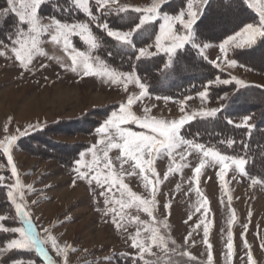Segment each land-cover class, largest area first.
<instances>
[{
	"label": "rangeland",
	"instance_id": "374dc122",
	"mask_svg": "<svg viewBox=\"0 0 264 264\" xmlns=\"http://www.w3.org/2000/svg\"><path fill=\"white\" fill-rule=\"evenodd\" d=\"M51 1L56 2L57 0ZM173 1L182 2L183 8L186 9L187 0H167V3L172 4ZM212 1L214 0L198 4L200 12L196 20V23L200 20L197 24H203L201 31H209L212 36V41L203 43H199L195 38L196 43L200 45V48H203L204 44L209 47L204 48L203 55H201L200 48H193L191 44H187L183 49H178L176 54L187 52L191 62L200 63L202 61L210 64L215 70H219L223 73V78H226L224 80L231 81V86H233L231 93L222 94L214 100L210 99L209 87L219 88L222 85V83H212L207 89L206 98L201 99L199 92L205 91L206 82L203 84V89L191 95L189 93L179 100L168 96L152 95L142 81V76L140 77L135 69L128 67V63L131 66L136 62L134 59L130 62L122 59L121 55L114 53L113 48H110L108 52L101 47L94 53L98 56L101 55L99 53H102V56H106L107 52L108 55L114 53L118 61L122 60L119 63L123 69H130L128 72L134 70L136 76L140 77L147 92L132 106V111L137 116H143L144 110L150 109L149 114L158 119H178L182 115L181 101L187 114L198 113L202 109H221L222 111L236 88L240 90L244 86L255 85L264 89V46L257 54L249 53V50L256 47L264 38H258L257 42L250 47H232L227 53V58L235 60L236 65L231 67L225 63L224 55L219 49V44L227 36L233 35L245 24L251 23V18L254 19L253 23H257V13L248 7L245 0H237L241 4L237 8L215 7L214 9L210 6ZM217 1L226 3L225 1L229 0ZM47 3L50 2L45 4ZM118 3L135 8L146 7L151 0H118ZM63 5L65 6V3ZM6 6V0H0V9ZM92 6L95 10L94 0ZM41 12L42 10H40L42 15ZM121 14H125L124 23L127 20L133 23L134 19L139 16V13L131 10ZM112 16L103 17L101 22H108ZM87 19L85 16V19L80 22H87ZM43 22L48 23V20L44 19ZM14 25V16L10 15L7 18L0 16V52H4V55H0V139H3L5 135V124L8 125V133L14 135H18V129L23 131L29 125L38 126L29 128L27 135L19 136L12 149L19 179L24 185V201L37 233L42 238L50 233L61 246L71 245L75 251L68 252V264H142L137 261V250L131 246L130 240V236L135 234L138 225L125 221V227L118 229L112 223L111 213L104 215V200L108 197L100 196L103 189L94 181L89 185L86 181L78 179L76 171L80 167L77 161L81 160V152L86 153L84 157L86 162L92 159L88 149L97 145V141L101 138L96 133V128L107 119L112 111L118 110L121 103H126L129 95L139 96L141 90L135 83H129L125 89L124 84H112L103 77L84 76L80 70L71 71V61L62 50V45L48 42L43 37L41 47L45 55L34 57L28 69L21 68L11 52L3 46L14 30ZM152 26L153 30H150L151 33L147 34L148 36L146 35L147 44H153L159 21ZM91 27L93 30L97 28L94 23ZM193 31L195 35L194 25ZM204 36L208 37L206 33ZM105 38L107 39V36ZM107 40L110 44V40ZM74 41L78 48L86 50V46L78 38H74ZM149 50L156 51L154 47ZM160 55L166 56L164 60L168 59L167 54L163 52L155 56ZM150 58H142L145 61H140L139 73L148 69L147 66L152 61H148ZM236 58L241 61L249 58L253 65L255 63V68H248L241 61L239 64ZM160 61L161 58L155 57L152 61L154 64L151 63V65H158ZM213 61H216V64H213ZM143 63L146 65H142ZM198 69L197 65L186 68L180 66L177 69L180 71L176 74L179 78L181 77V82L185 83L186 78H194L191 75L196 76ZM185 70L188 75L183 74ZM164 77L162 74L160 79L167 82V78L164 79ZM233 77L242 81L243 85H238L232 79ZM216 78L217 76L213 78L214 81ZM249 89L248 92L253 98L264 99V93L256 87ZM9 117H11L10 123ZM200 118L205 117L197 115L184 127ZM242 119L231 120L235 125L241 123ZM126 127L141 131L134 124ZM103 148L104 145H97L100 155H102ZM176 151L182 153L184 146ZM118 156V149L109 152V157L119 172ZM199 159L200 154L192 152L182 162L186 166L169 172L167 178L164 175L168 172L170 165L167 156H161L154 163L160 180L156 195L158 203L155 206L154 215L157 220L161 221L160 230L169 237L170 241H175L174 246L179 251L186 250L192 257L189 259V257L172 255L174 264H208V246L204 243L203 230L204 225L209 222L211 223L209 224L208 242L212 246V264H229L226 243L228 220L232 218L233 212L235 213V220L232 224L234 250L231 264H248L249 250L253 256V264H264V247H262L264 245V185L260 183L253 185L251 179L241 174L235 167L230 168L224 180L221 181L217 176L218 165L206 166L197 181L193 175V169L198 165ZM176 161L179 162V155H176ZM123 170L125 173L133 171L130 163L124 164ZM0 176L5 177V184L14 182L2 149H0ZM123 179L133 191L146 198L150 197V191L143 186L144 181L138 169L132 175H124ZM222 183L224 188L221 187ZM28 185L31 186V190L28 189ZM197 187L200 189L199 195L196 192ZM7 191L6 186H0V214L15 217V209L7 198ZM201 195L208 201L207 212L204 208H201L199 212L196 211L202 203ZM165 204H169L170 207L165 209ZM127 211L130 215H139L142 221L151 224V218L147 214L135 209ZM165 221L166 228L163 224ZM3 223L7 227L20 226L18 218L7 219ZM45 229L48 230L47 233ZM142 235L147 234L142 233ZM16 236L18 234L0 231V247L5 246ZM245 240L250 248L244 247ZM169 246L173 247L171 244ZM45 248L53 259H61L55 255L49 244H46ZM153 251L159 254L158 249L153 248ZM14 261H20V264H28L29 261L34 264H45L44 258L35 250H10L0 255V264H13Z\"/></svg>",
	"mask_w": 264,
	"mask_h": 264
},
{
	"label": "snow or ice",
	"instance_id": "6c2138e0",
	"mask_svg": "<svg viewBox=\"0 0 264 264\" xmlns=\"http://www.w3.org/2000/svg\"><path fill=\"white\" fill-rule=\"evenodd\" d=\"M46 2H51V0H6L7 6L0 9V16L7 18L11 15L15 17L14 30L8 36L7 42L3 43V46L11 52L21 68L28 69L34 57L45 55L41 47L43 37L48 42L62 45V50L71 61V71L77 72L80 70L84 76L103 77L112 84H124L125 89L129 83H135L141 90L139 96L129 95L126 103H121L118 110L112 111L107 119L96 128V133L101 137L97 141V145H104L101 150L102 155L97 151V145H93L88 149V152L92 155L90 162L85 161L86 153L81 152V160L77 161L80 167L76 169L78 179L86 181L89 185L94 181L103 189L100 196L108 197L104 200V215L111 213L112 223L118 229L125 227V221L138 225L135 234L130 236L131 246L137 250V261L142 262V264H174L171 258L172 255L192 259L188 251H179L174 246L175 241H170L169 237L161 232V221L157 220L154 215L155 206L158 203L156 195L160 184L154 168L155 161L161 156H167L170 161L168 172L164 174L167 178L169 172L177 171L186 166L182 162L192 152H196L200 154L199 163L193 169L196 180L198 181L202 170L206 166L218 165L217 176L223 181L226 172L232 167H235L241 174L247 175L245 169L247 160L244 157L226 155L213 146L195 143L182 136L181 130L184 125L197 115L205 118L215 117L221 109H202L198 113L187 114L181 101L180 112L182 115L178 119H158L149 114L150 109H145L143 116H137L132 111V106L146 95V86L136 76L134 70L130 72L118 71L114 67H110L100 56L94 54L103 46V42L93 31L91 24L94 23L97 28L106 33L107 37L114 40L118 50L123 54H128L139 61L142 58H150L159 52H163L167 54L170 66L178 49H183L187 44H191L193 48H200L195 40L193 25L200 12L198 4H204L207 0H187L186 9L181 8L174 15L163 11V5L167 0H151L148 6L135 8L121 5L118 0H94L95 10L92 6L93 0H66L65 6L62 8L57 3L56 7L60 11L71 14L75 9L88 18L87 22L61 20L56 16L43 17L40 10ZM245 2L249 8L254 9L257 13L258 22L245 24L239 31L227 36L219 44L220 52L224 55V61L230 67L236 65L235 60H228L227 58V53L232 47H250L257 42L258 38H264V0H245ZM130 10L139 13V16L133 21L128 30L113 29L106 21L101 22L102 18L107 15L127 13ZM44 19H47L48 23H44ZM157 21H159V28L154 34V42L153 44H147L144 40L145 34L149 32V27ZM74 38H78L86 46V50L78 48ZM138 41L142 42L143 46ZM153 47L156 50L155 52L149 50ZM207 47L209 45L204 44L203 48H200L201 55H203V49ZM111 54L109 53V55ZM0 55H4V52H0ZM212 63L216 64V61ZM232 79L238 85H243V82L235 77ZM230 82L229 80H221L219 77L215 81L209 80L205 85V91L199 92V96L201 99L206 98L207 89L212 83L228 84ZM250 119L251 117L244 116L242 122L234 126L248 128L250 133L252 128L249 123ZM8 121L11 122V117L8 118ZM227 123L233 124L234 122L228 119ZM132 124L138 126L141 131H134L126 127ZM33 127L38 126L29 125L23 131L18 129V135H14L8 133V125L5 124V135L3 139H0V149H2L3 155L7 159L11 177L14 179V182L5 184V177L0 176V186L7 187V198L15 209V217L0 214V231L18 234V236L9 240L5 246L0 247V255L10 250H35L37 254L44 258L45 264H68V252L75 251V249L68 244L61 246L50 233L43 238L37 233L24 201V185L21 184L19 172L13 160L12 149L19 136L27 135L28 129ZM221 143H225V141H221ZM226 143L231 147L235 141L229 139ZM181 146H184V151L177 153L176 150ZM244 147L247 148L248 145H244ZM113 149L119 150V156L117 157L120 161L119 172L115 169L109 157V152ZM176 155H179V162L176 161ZM127 163H130L133 169L130 173H125L123 170L124 164ZM136 169L139 170V174L144 181L143 186L150 191L149 198L133 191L124 182V175H132ZM250 179L253 185L264 184V178L250 177ZM73 183L75 184V181ZM27 187L31 190L30 185ZM221 187L224 188L223 183ZM196 192L198 195L200 194L198 187ZM201 200L202 203L196 211L199 212L201 208H204V211L207 212L206 205L208 201L202 195ZM164 207L168 209L170 205L165 204ZM130 209L147 214L151 218V224L142 221L139 215H130L127 211ZM16 218L19 219L20 223L18 227H7L3 223L7 219ZM189 219H191V216H189ZM234 220L235 213L233 212L232 218L228 220L226 243L229 264H231L234 250L232 232ZM210 223H206L203 230L204 243L208 246V264H212L213 260L212 246L208 242ZM163 224L166 228V221ZM45 232L47 233L48 230L45 229ZM142 233L147 235H142ZM46 244L51 246V250L57 257L61 258L60 260H55L49 255L45 248ZM170 244L173 247H170ZM244 247L250 248L246 240ZM153 248L158 249L159 254L154 252ZM247 258L248 264H253V256L250 250L247 253ZM13 264H20V261H14ZM28 264H34V262L29 261Z\"/></svg>",
	"mask_w": 264,
	"mask_h": 264
},
{
	"label": "trees",
	"instance_id": "16d2710c",
	"mask_svg": "<svg viewBox=\"0 0 264 264\" xmlns=\"http://www.w3.org/2000/svg\"><path fill=\"white\" fill-rule=\"evenodd\" d=\"M66 0L51 1L50 3L45 4L42 6V15L45 17L50 16H56L57 18L61 20H68V21H82L85 19V16L79 13L77 10L73 9L71 14H66L62 11H60L59 8L56 7L57 3L60 5V7H64V3ZM180 2V1H179ZM178 1H173L172 4H168L167 2L165 5H163V11L170 14H175L176 11H179L181 8H183V3H179ZM226 3L219 2L217 0H214L210 3V6L212 9L215 7L221 8V7H232L237 8L238 5H241L238 3L237 0H229L225 1ZM182 4V5H181ZM114 15V16H112ZM110 16L109 21L107 22L109 26L113 29H120V30H128V28L133 24L129 20H127L126 23L123 22L125 19V14H112ZM134 19V17H133ZM136 19H134L135 21ZM254 19L251 18V23H253ZM200 21V20H199ZM197 21V23L199 22ZM138 22V21H136ZM249 22V21H246ZM157 22H154L153 25H156ZM195 22L194 29H195V38L200 43L203 42H210L212 41V36L210 35V32H202V26L203 24H197ZM153 27V26H152ZM150 30H153L151 26L149 27L148 35L151 33ZM98 38L103 42L102 48L104 51H108L110 48L114 49V53H117L122 56V59H125L126 61L130 62L131 60H135L134 57L123 54L121 51L118 50L116 46V42L112 40L111 38L107 37V39L110 40V44L108 40L105 38L107 35L105 32H102V30L95 28L93 30ZM204 33L207 34L208 37L204 36ZM213 33V32H212ZM145 34L144 40L148 42L146 37L148 36ZM147 35V36H146ZM142 43V42H140ZM143 46V43L141 44ZM262 46H264V39L260 41V43L254 47L253 49L249 50V53L251 54H257L261 51ZM109 52V51H108ZM108 52L106 53V56H102V53H99V55L103 60H105L109 66L114 67L118 71H129L130 69H135L140 75V77L143 79L142 81L144 84L148 87L149 93L152 95H160V96H168L175 100H179L185 95H191L204 87V83L208 82L209 80L214 81V77L217 76L219 79L224 80L226 78H223V73H221L219 70H215L210 66V64H205L201 60L200 63L198 62H191L190 61V55L189 53L179 52L178 55L176 54L171 61V65L169 66V61L164 56H152L148 61H153V59L161 58V61L158 63V65L152 66L151 63L148 65V69H144L145 71H141L139 73V63L140 61H145L144 59H141L139 61L135 60L136 62L133 63V65H129L128 67L130 69H123L120 66L119 61L115 57V54H111L113 56H109ZM248 52V51H247ZM180 54V55H179ZM193 54V53H192ZM246 54V53H244ZM195 59V58H194ZM197 59V58H196ZM195 59V60H196ZM200 59V58H199ZM238 60V58H236ZM238 60V63L241 61L244 66L248 68H255V63L253 65V62L242 59ZM124 62V61H123ZM195 63V64H193ZM126 64V63H124ZM146 65V63H143L142 65ZM154 64V63H153ZM240 64V63H239ZM197 65L199 67L196 76L191 75V77L194 78H186L187 82L182 83L181 77L176 74L178 71V68L184 67H191ZM205 65V66H204ZM186 70L184 71V75L186 74ZM164 75L167 78V82L160 79L161 75ZM217 74V75H216ZM139 77V78H140ZM164 77V79H166ZM151 78V79H150ZM210 78V79H209ZM160 79V80H159ZM209 79V80H208ZM217 79V78H216ZM208 80V81H207ZM234 82H232L233 84ZM207 84V83H206ZM235 85V84H233ZM191 87V88H189ZM251 87H256L261 93H264V89L259 86L255 85H249L248 87H242L240 90L236 88L233 95L229 97L227 103L225 104V108L222 111H219L215 117H207V118H200L197 119L190 124L186 125L182 131L181 134L183 137H185L188 140H191L195 143H201L206 146H213L220 150L222 153L229 155V156H238V157H244L247 160L246 164V172L247 177L250 179V177H259L264 178V99H255L253 98L248 92V89ZM233 86H231V83L220 85L219 88H213L209 87V97L210 99L214 100L218 97H220L222 94H226L228 92H232ZM250 90V89H249ZM244 116L251 117L249 123L252 125L251 132L249 133V129L245 127L237 128L233 124H228V119H240ZM233 140L235 143L229 147L226 143L227 140ZM221 141H225V143H221ZM244 145H248L247 148L244 147ZM264 185V184H263Z\"/></svg>",
	"mask_w": 264,
	"mask_h": 264
}]
</instances>
